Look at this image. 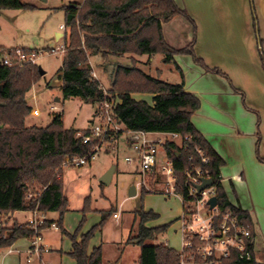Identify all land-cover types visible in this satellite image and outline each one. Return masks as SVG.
I'll list each match as a JSON object with an SVG mask.
<instances>
[{"label": "trees", "instance_id": "trees-1", "mask_svg": "<svg viewBox=\"0 0 264 264\" xmlns=\"http://www.w3.org/2000/svg\"><path fill=\"white\" fill-rule=\"evenodd\" d=\"M31 7L22 0H0V9H20ZM186 18L193 27L191 42L183 48L174 49L164 40L161 22L175 16ZM65 27L69 29L68 43L64 44L61 75V92L64 99L79 97L84 101L100 103L104 91L100 82L92 77L89 57L108 55H154L162 54L165 62L173 60L177 54L190 55L192 60L206 71L221 73L219 69L208 68L194 53L196 28L193 20L174 0H85L79 8L71 4L65 8ZM66 36V35H65ZM10 49H6L8 51ZM29 51L30 49H24ZM4 51L0 47V52ZM1 55V53H0ZM264 69V51L260 55ZM179 70V68L177 67ZM181 73V71H180ZM38 66L0 65V221L16 211L34 210L58 212L56 222L61 233L71 241L68 254L76 264H101V247H95L90 254L87 246L90 238L111 216L113 207L99 211L101 220L77 240L82 221L73 234L62 227V215L67 210L68 200L63 194L61 164L73 156H83L91 152V144L82 143L77 133L88 134L89 128L77 130L63 126L62 115H53L51 122L44 126H26L25 119L31 112L26 93L39 78ZM107 93L113 102L114 118L127 130L149 133H178L181 145L167 141L163 150L172 161L175 174L182 178L183 171L192 165L208 169L214 180L223 164L222 158L214 151L202 134L191 123L192 114L199 108V99L184 91L182 83H169L158 76H150L136 66L131 57V66H118ZM131 93H150L152 104L136 100ZM118 99V100H117ZM93 121V120H92ZM122 131L115 134L120 137ZM188 137V138H185ZM195 148H201L208 157L207 164H201ZM191 158V160H189ZM149 184L154 187L152 179ZM28 193L34 196L26 198ZM148 190L142 188V198ZM218 203L230 207L244 222L251 225L249 215L236 205L228 203L221 185L216 187ZM89 198L84 199L88 205ZM86 205V206H87ZM89 210L85 207L83 212ZM137 231L129 236L125 244L134 243L140 247L135 264H181V261L201 262L191 251H176L164 243H150L167 226L146 227L148 220L156 217L151 211L141 207L134 211ZM45 220L39 230L50 225ZM36 232L31 224L13 223L0 225V249L10 246L17 238H33ZM253 238V232H252ZM253 240V239H252ZM252 249V243H250ZM253 252V251H252ZM217 264H256L238 259L235 253L221 259Z\"/></svg>", "mask_w": 264, "mask_h": 264}, {"label": "crops", "instance_id": "crops-1", "mask_svg": "<svg viewBox=\"0 0 264 264\" xmlns=\"http://www.w3.org/2000/svg\"><path fill=\"white\" fill-rule=\"evenodd\" d=\"M174 2L187 12L195 24L196 35L193 46L195 55L202 59L208 68H216L221 71V73L206 71L202 66L196 64L190 55L177 54L173 56L171 61H174L181 71V73L179 71L181 75L179 83L183 84L184 91L199 99V108L192 114L191 123L222 158L223 164L219 171L225 180L222 181L221 186L228 201L248 213L253 232V258L256 264H264V69L260 58L261 52L264 51V0H174ZM180 17L177 15L167 22H161L163 38L174 49L186 47L193 37L192 24ZM58 37L63 39L65 32L56 30L55 39L58 40ZM0 47L5 46L0 45ZM97 55L89 57V64L95 74V79L100 82L101 88L106 93L112 85L116 68L131 66V57L135 59L137 68L144 73L159 78L162 75L160 69L152 72L151 66L156 54L147 55L146 60H141L139 57L141 55L102 56L103 62L97 63L96 67H93L91 60ZM160 61L164 64L168 63L165 62L164 57ZM176 63H180V66ZM61 75L60 72V85ZM105 76L110 78L108 88L103 86L101 81ZM130 95L136 100H144L140 99V94L138 99L135 98L137 94L131 93ZM153 96L154 94H150V98L144 101L152 104ZM96 106L95 103L93 113H95ZM91 123L92 121H90V125ZM153 135H159V133ZM119 143L118 140L117 145ZM177 143L179 144V141ZM122 147L131 151L126 141ZM127 155H133V152L131 151ZM128 165L133 167L131 173L134 179L136 167L133 164ZM108 167L99 174L101 179L109 169L114 168L109 180L105 183L106 185L112 183L117 170V165L113 163ZM236 175L241 176V181L231 179ZM63 178L62 172L63 194L66 196ZM64 179L67 180L66 176ZM132 185H134L133 180L130 182V187ZM139 193L140 191L136 189L134 196H129L127 192L118 204L114 201V204L109 207L114 209L110 217L117 226H120L123 218L129 215L132 221L128 231L129 236H133L132 231H137V219L134 217V211L140 207L145 212L151 211L156 214V217L148 220L144 225L146 227L166 225V230L159 233L155 240H158V237H163V242L158 243H164L170 248L180 251L182 249L180 231L182 205L179 197H165L178 201V203L173 202L175 204L174 214L169 215V213H163L162 208L151 204L140 205L139 202H136L137 196H140ZM151 193L154 192L145 194V199L151 196ZM86 197H89L87 206L84 203ZM66 198L70 201L67 196ZM127 201L130 208L125 210L123 207ZM85 207H89V210L86 211L99 213L98 221L93 225L98 224L101 220L99 211L109 209L95 208L91 195L88 194L83 198L82 205L78 207L69 205L68 211L63 217V224L65 223L71 230V226L67 225L69 212H76L74 215L76 224L81 213L83 215ZM36 214L38 216L39 212ZM36 214L30 210L16 211L3 217L1 223L7 227L12 226L13 223L29 224ZM40 214L44 216L45 220L57 222L58 218L53 216L54 212H40ZM105 223L89 240L87 253L90 254L95 247H101V264H106L108 260L106 259L107 262H105V245L117 246L121 249L111 264H121L126 249L130 248L133 254L132 261H134L132 264H135L140 254V247L134 243L125 244L124 242L129 236L124 237L121 233V238L117 236V238L103 239L102 230ZM86 231L80 232L77 240ZM50 232H52L51 227L41 230L36 242L37 252L29 251L34 246L32 238H17L10 246L0 249V264H76L74 259L68 255L72 249L70 239H67L59 230L55 237H52L53 234ZM181 264L204 263L188 261Z\"/></svg>", "mask_w": 264, "mask_h": 264}, {"label": "rangeland", "instance_id": "rangeland-1", "mask_svg": "<svg viewBox=\"0 0 264 264\" xmlns=\"http://www.w3.org/2000/svg\"><path fill=\"white\" fill-rule=\"evenodd\" d=\"M22 2L31 7L0 9V45L5 46L2 47L4 51L0 53L3 54L6 49L15 47L37 50L40 53L36 59L35 65L40 67L44 71V74L39 76L26 93L27 103L31 107V112L25 119L26 126L44 127L51 122L54 114L61 113L63 126L65 128L77 130L86 129L90 125V121L94 118L93 112L95 103L92 101H84L79 97L63 98L59 80L62 54L57 51L60 46L69 41V29L65 27L64 30H62L60 27L65 24V8L73 2H80V0H22ZM180 19L186 18L181 16ZM56 30L65 32L66 36L63 38L65 39L64 41L60 39V37H58V40L55 39ZM139 57L141 60H146L148 58L146 54ZM162 57V54L155 55L151 66L152 72L154 73L156 69H160L162 72L160 78L163 80L169 83L181 82L180 70L177 69L175 62L170 61L164 64L160 61ZM91 61L92 66L96 67L97 63L103 62V58L101 55H97L93 57ZM176 64L180 66V63ZM144 70L146 71V69ZM101 81L103 86L108 88L110 85V78L105 76L102 77ZM135 94H137L135 95L137 99L139 98V94L141 95L140 99L148 100L150 98V93ZM52 107H54V109ZM119 142L116 150L103 149L87 164L80 167L63 166L62 172L64 178L65 176L67 178V180L63 178L64 191L70 201L67 199L68 206L67 210L62 215V227L69 234H73L76 231L81 221L82 224L78 234L82 231H86L88 228L90 229L99 218L98 212L85 211L83 215L81 213L79 216L80 219L75 224L74 215H76V212L70 211V214H68L69 220L67 221V225L71 226L70 230L65 223L63 224V217L68 211L69 205L71 207L82 205L83 198L90 194L92 204L95 208H109L111 204H114V201L118 204L121 198L127 194L131 180H133V183L136 182L137 177L133 179V174L131 173L133 169L132 165H128L124 162V157L131 153V151L122 147L124 137H121ZM162 154L163 149L159 151V159L162 158ZM112 163L117 165V170L114 174L112 183L106 185L101 182L99 174L105 168H109L108 166ZM150 195L151 196L146 197V199L144 197L145 195L142 198L137 196L136 202H139L142 206L148 203V205L151 204L152 206L162 208L163 213H169V215L174 214V203H178L177 200L165 198V196L157 192L151 193ZM95 199H97V201L94 202ZM123 208L125 210L130 208L128 201L124 204ZM53 216L59 218V213L54 212ZM123 219L120 226H117L114 220L109 217L105 221V227L102 230L103 239L117 238V236L121 238V234L124 237L129 236L128 230L132 219L129 215ZM51 230L52 232H50V234H53L52 237L58 235V230L60 232L59 228H51ZM132 232L134 236L136 231L134 230ZM66 238L69 239L67 236ZM162 238L158 237V240H147L146 243H158L163 240ZM120 249L121 248H117V246L112 247L109 244L105 245V262H107V259V263L111 264L118 256ZM132 260V250L127 248L121 260V264H132L134 262Z\"/></svg>", "mask_w": 264, "mask_h": 264}, {"label": "built area", "instance_id": "built-area-1", "mask_svg": "<svg viewBox=\"0 0 264 264\" xmlns=\"http://www.w3.org/2000/svg\"><path fill=\"white\" fill-rule=\"evenodd\" d=\"M84 1L73 2L71 6L79 8ZM60 27L64 30L65 25ZM64 50V44L57 49L61 54ZM39 54L37 50L26 51L22 48H11L0 55V65L12 67L35 64ZM92 77L95 78L93 72ZM113 102L115 101L111 100V96L104 92V100L96 106L89 133H77L84 144H91L95 140L91 152L83 156H73L66 159L61 164L62 169L63 166L80 167L87 164L103 149L116 150V143L121 137H124V141L129 144V149L133 152V155L124 157V162L136 167L135 190L140 191L144 188L149 192L161 193L165 197L177 196L181 201L182 249L179 252L191 251L192 257H198L204 264H217L221 259L229 258L232 253H235L240 260H252L251 225L244 222L230 207H224L218 203L216 187L225 180L220 171L213 180L208 169L192 165L185 169L182 178L178 179L173 163L166 156L164 150L161 159H159L158 154L167 141H179V145H181V136L178 133H159V135L154 136V133L127 130L114 118L112 113ZM52 108L54 109V107ZM118 131H122V134L115 138ZM195 151L200 157L201 164L209 162L201 148H195ZM150 179H152L154 187L150 186ZM204 179H209L211 185L199 190L198 187ZM231 179L241 181V176H232ZM32 196H34L32 193H28L26 198ZM212 197L216 198L214 206H210L208 203ZM228 203L230 202L228 201ZM32 211L34 214L39 212V215L36 214L30 222L31 228L36 234L32 238L33 249L29 251L37 252L36 242L41 232L39 227L43 225L45 218L36 208ZM48 227L57 229L58 225L51 222ZM184 262L187 261H181V263Z\"/></svg>", "mask_w": 264, "mask_h": 264}, {"label": "water", "instance_id": "water-1", "mask_svg": "<svg viewBox=\"0 0 264 264\" xmlns=\"http://www.w3.org/2000/svg\"><path fill=\"white\" fill-rule=\"evenodd\" d=\"M38 70H39L40 75H42V74L44 73L43 70H42L40 67H38ZM113 170H114V168L112 167V168L109 169V171H108V172H107V173H106V174L100 179L102 183H104V184L107 183V180H109V177H110V175L112 174ZM209 185H211V181H210L209 179H204L203 182H202V184L198 187V189L201 190V189H203L204 187L209 186ZM135 194H136L135 186L132 185V186L129 188V190H128V195H129V196H134ZM208 203L210 204V206H214L215 203H216V198H215V197H212V198L209 200Z\"/></svg>", "mask_w": 264, "mask_h": 264}]
</instances>
